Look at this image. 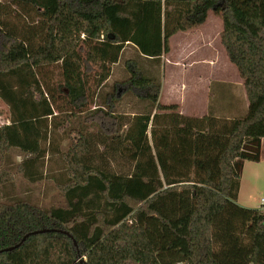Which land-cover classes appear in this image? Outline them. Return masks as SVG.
<instances>
[{
  "label": "trees",
  "instance_id": "trees-1",
  "mask_svg": "<svg viewBox=\"0 0 264 264\" xmlns=\"http://www.w3.org/2000/svg\"><path fill=\"white\" fill-rule=\"evenodd\" d=\"M210 12L244 117L162 103V78L133 57L103 93L127 45L160 64ZM126 93L142 110H119ZM0 98V264H264V210L238 203L264 138V0L0 1ZM45 180L56 191L40 203Z\"/></svg>",
  "mask_w": 264,
  "mask_h": 264
},
{
  "label": "rangeland",
  "instance_id": "rangeland-1",
  "mask_svg": "<svg viewBox=\"0 0 264 264\" xmlns=\"http://www.w3.org/2000/svg\"><path fill=\"white\" fill-rule=\"evenodd\" d=\"M0 1L7 2V0ZM31 16L34 14L31 13ZM18 21L31 23V17L21 13ZM221 22V17L211 13L207 21L200 26L199 33L198 31L189 33L187 30L174 34L169 41L170 52L163 55L160 64L139 58L137 50L133 46L127 45L119 62L113 65L111 78L103 93L110 89L115 80H122L130 76L125 68V60L128 57H133L139 59L147 75L162 78L164 88L160 101L163 103L179 101L184 110L191 107L194 108L192 111L198 114L219 107L220 110H213L216 115L244 117L248 108L243 103V99L246 102L243 94L244 88L239 83L240 79L235 71L236 68L228 65L232 63L227 59L223 49L221 50L219 41ZM201 34L202 36L204 34L205 37H201ZM47 73L56 82L59 80L60 68L58 65H54L49 68ZM208 87H210L209 92ZM231 92H234L235 97ZM94 101L96 103H92L90 108H94V104L100 102L98 98ZM3 102L0 101V124L6 123L9 117V108ZM144 102L146 101H136L135 96L126 93L119 102L118 108L120 111L131 114L142 110ZM69 142L66 140L64 144L67 145ZM16 160H19L18 157ZM17 181H20L19 177H17ZM55 191L52 182L45 180L34 188L33 194L40 203H46L50 201ZM262 199H264V140L260 158L244 160L238 203H241L242 206L264 210Z\"/></svg>",
  "mask_w": 264,
  "mask_h": 264
},
{
  "label": "crops",
  "instance_id": "crops-1",
  "mask_svg": "<svg viewBox=\"0 0 264 264\" xmlns=\"http://www.w3.org/2000/svg\"><path fill=\"white\" fill-rule=\"evenodd\" d=\"M212 12H210L209 13V16H210V14H211ZM213 14V13H212ZM215 15V14H214ZM209 16H208V18H209ZM207 21V20H206ZM220 30L219 31H221L222 30V22H221V24H220ZM200 26L199 27H196V28H194V29H190V30H188V32L190 33H192V32H194V31H198V33L200 32ZM201 37H205V35L203 34V36H202V34L200 35ZM219 41H220V33H219ZM220 45H221V43H220ZM221 50L222 51H224L225 52V49H224V47L221 45ZM223 53V52H222ZM226 53V52H225ZM226 57H227V59L229 60V58H228V56H227V54H226ZM230 61V60H229ZM227 63V62H226ZM228 65H231L233 68L235 67V65L233 66L232 64H228ZM236 68V67H235ZM237 73H238V71H237V68H236V70H235ZM238 75H239V73H238ZM239 79H240V81H239V83H241L242 85H243V88H244V83H243V79L240 77V75H239ZM163 88H164V86H163V84H162V89H161V94H160V99H161V97H162V95H163ZM210 91V87H208V92ZM231 94L235 97V95H234V92H231ZM243 94H244V97H245V100H246V102H244V99H243V103H245L244 105H245V107H248V99H247V96H246V91H245V88H244V92H243ZM2 99L0 98V101H1ZM2 102H3V100H2ZM162 102V101H161ZM4 103V102H3ZM163 103V102H162ZM171 103H177L178 105H179V110H180V112L181 113H183V114H185V115H189V116H203V115H205V114H207L208 113V111L209 110H206L205 112H202L201 114H198L197 112H193L192 110H194V108H191V107H189V109H187V110H184V108L182 107V104H181V102H179V101H176V102H171ZM5 104V103H4ZM168 104V103H167ZM6 105V104H5ZM7 106V108H8V105H6ZM180 107H181V109H180ZM213 110H220V108L218 107V108H216V109H213ZM226 110H228V109H226ZM215 114V113H214ZM216 115V114H215ZM216 116H219V115H216ZM232 117V116H231ZM6 123H9V119L7 118V122ZM4 124V123H3ZM263 140H264V138L262 139V142H263ZM262 142H261V148H262ZM238 198H239V196H238ZM238 202H239V200H238ZM240 205H241V203H240Z\"/></svg>",
  "mask_w": 264,
  "mask_h": 264
},
{
  "label": "water",
  "instance_id": "water-1",
  "mask_svg": "<svg viewBox=\"0 0 264 264\" xmlns=\"http://www.w3.org/2000/svg\"><path fill=\"white\" fill-rule=\"evenodd\" d=\"M44 231H47V229H41V230H36V231H34V232H30V233H27V234H25L24 236H23V238H22V240H21V242H19L18 244H16V245H14V246H11V247H7V248H5L4 250H10V249H13V248H16V247H18L30 234H32V233H37V232H44ZM75 243H76V241H75ZM3 251V250H2Z\"/></svg>",
  "mask_w": 264,
  "mask_h": 264
},
{
  "label": "built area",
  "instance_id": "built-area-1",
  "mask_svg": "<svg viewBox=\"0 0 264 264\" xmlns=\"http://www.w3.org/2000/svg\"><path fill=\"white\" fill-rule=\"evenodd\" d=\"M261 202H262V204H264V199H262V201H261Z\"/></svg>",
  "mask_w": 264,
  "mask_h": 264
}]
</instances>
